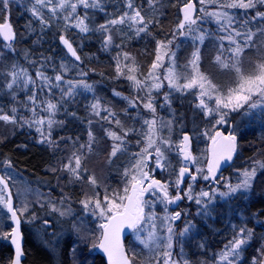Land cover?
<instances>
[{
	"label": "snow or ice",
	"instance_id": "6c2138e0",
	"mask_svg": "<svg viewBox=\"0 0 264 264\" xmlns=\"http://www.w3.org/2000/svg\"><path fill=\"white\" fill-rule=\"evenodd\" d=\"M199 2L203 5L205 0H199ZM52 3L53 0H34L30 9L32 15L39 20L41 32L50 26L51 21L46 19L42 14V11L39 9L48 8ZM157 3H159V0H150V5L154 6ZM9 4L10 0H0V6H2L3 11L9 10ZM78 5L83 6L85 9L83 17L79 15L74 17L66 15L63 19L65 21L73 20L74 26L82 34H88L90 32L101 33L103 36L104 50H108L110 46H113L114 39L112 29L118 25H123L127 22L130 28L135 29L134 35L139 37L141 33L150 35L149 25L159 23V21L154 18H146L145 15H142L141 10L134 6L133 0H126L125 8L127 10L123 11L122 14L107 20L105 23L100 24L95 28H91L89 24L86 23V20L89 18L87 10L94 9L104 12L105 3H103L102 0H77L76 3H70V0H59L58 4L50 8V11L52 14H55L57 8L61 10L70 8L71 13H76ZM220 8L255 10L254 15H250L247 19L239 21V27L233 26L237 21L227 11H214L206 14L207 16L215 18L216 22L220 24L221 28L227 33V35L220 37L219 39L221 41L227 40L229 42L231 47L228 51L231 55L228 59H225L223 57V51H219L215 56V61L220 67L235 71L238 77L237 86L235 88H228L226 93H222L216 84H213L206 75L200 72L199 62L201 57L200 49L198 47L192 52L189 61L192 75L190 77H184V83L179 82L180 76L175 72L176 53L172 51L173 42L176 39L177 33L179 36L191 37L194 44H203L207 38L205 32L201 31L199 27H194L197 25L198 21L203 20L202 16L194 15L196 12L194 0H186L183 4L181 9L183 18L177 24V29L176 32L173 33L172 39H168L167 41H157L156 57L145 80L141 81L137 79L135 75H129L127 77L133 82L134 87L137 89H146L143 98L138 96L136 99H129V105L134 108L142 105L144 109L149 110V112L153 114L151 120H144L143 122L148 128V132L143 134L146 145L139 153L135 154L136 163L132 166V169H126L124 171L123 175L129 179L128 184L123 189V195L115 191L109 195L107 189H105L103 200L99 198V193H96L95 196H86L85 199L79 201L85 211L91 212L93 216L99 217L104 221L99 224L100 236L98 237V247L107 253L110 264H133L136 254L132 253L130 257L125 252L120 240L121 233L125 228L136 233L137 240H139V242L145 247H149L152 242L157 240L155 221L158 217L156 213L151 210L157 202L163 204L165 212L167 213L169 205L176 204L184 198H187L189 201L195 200V203L198 206L197 215L207 217L210 216L213 211L212 206L217 198V194L222 200H230L232 198L243 199L252 189L256 181L257 167H259V169L262 170V174H264V162L254 161L250 168H246L243 171L238 170L239 179L235 184H233L230 179H225L222 175L217 178V173L220 172L222 165L231 162L237 150V137L231 132L225 136L221 131H215V134L210 137L213 145L211 159L208 161L206 168L197 166L195 171L190 167L191 165H196L198 163L197 157L194 156L191 151L192 137L190 135L187 133L183 134L182 138L175 145L170 140L158 138L157 136L158 119L156 118V108L154 106V97L152 93L154 90L163 88L165 80L167 81L170 91L164 93V101L165 105L168 106L172 112L173 120L167 122L159 121V127L167 128L169 132H171L173 121L176 119L175 109L171 108L172 99L170 97L172 92L180 93L181 95L191 92L192 95L198 98V103L195 107L199 109L205 117H212L215 119L216 125L227 123L228 121L226 117L229 113L238 112L240 109H243L245 105L248 106L249 112L257 107L264 106L261 103L251 102L253 96H258L260 101L264 102V53H262L259 61L252 63V70L249 74L245 75L241 68L243 63L242 56L245 49L255 46L254 37L257 35L264 37V26L257 27L255 31L250 27L252 22H258V24L264 25V11L260 10L261 8H264V0H227L226 3L220 5ZM201 12H203V9H201ZM69 26L73 25H65L66 28ZM25 28L29 33L36 31V29L32 27L31 21H29ZM240 29H243V31ZM0 36H2L7 42L5 46L12 52H15L12 44L15 42L16 33L9 23H0ZM125 38L130 39V37ZM59 40L66 47L67 52L70 53L76 61L81 60L76 48L73 47V44L64 35H60ZM34 43H40V38L38 37ZM116 47H119V45H116ZM223 48L224 45L221 42L220 49L223 50ZM28 55V51H25V58H27ZM165 57L170 61V66L162 80L159 76L155 75V70L161 67ZM122 59L123 61L131 59L134 62V58L130 57V54L127 52L122 54ZM50 61L51 57L42 56L40 68L37 69L35 73V79L29 74L27 69L18 68L16 65H13V70L8 74L11 77L10 82L6 85L9 90H13L14 98V85H22L24 89L29 90L31 95L27 96V102L28 104H31L30 110L32 113L36 115V107L38 104H46L45 110L48 113V118L45 119L44 117H40L39 119H25L20 117L17 119V109L13 107L11 109L12 115L7 113L0 114V121L21 128L25 125L28 127L35 125L36 131L39 133V140L37 142L39 144L48 145L49 147L58 148V142L52 139V129L54 124L63 126L64 122L56 121L52 119V117L56 114L61 105L72 102L77 94V89L94 92V88L93 85L87 83L85 79L65 81L62 73L67 72L69 68L63 62L60 63L61 72H57L54 76L46 75L41 69H43ZM33 63L36 62L33 61ZM124 69H127L129 72L135 71V68L129 67L128 64H124L122 67L121 53H117V75H122ZM79 75L85 77L87 76V73L81 71L79 72ZM61 83L66 84L67 88H62ZM29 85L32 87L29 88ZM54 89L60 90L61 96L59 101L54 103L50 99H38V90L40 92L46 90L48 94L52 95ZM115 95L119 96L120 93H115ZM125 99L128 98L125 97ZM94 100L95 102L89 105L92 114L100 116L101 111L103 110L107 112V115L101 117V119L114 122L117 126L122 127L121 121L117 118L115 112L110 108L102 109L100 100L95 97ZM210 104L212 106H210ZM25 106L27 107L28 105L25 104ZM0 111H2V109H0ZM247 114L248 112L244 113V115ZM66 115L76 119L79 118L75 112H67V110ZM180 119H183V114H181ZM88 124V143L80 145V148H87L90 152L95 137L91 131L92 121L89 120ZM181 128H183L182 123ZM129 132H135V129H124L123 136L114 131H108L106 133L114 141L110 152V158L115 157L118 152H123L125 150L124 145ZM203 134L208 135V132L205 131ZM6 138L7 137H0V143H3ZM60 139L63 140L64 138L61 137ZM67 139L71 140L72 138L68 137ZM137 143H139V141H137ZM18 147L26 148L27 145H19ZM173 148H175L179 154L183 166L179 167L175 181L161 182L160 180L155 179L151 173H154L157 169L166 171L170 167V161L165 155V151H171ZM162 149H164V151H162ZM83 158L84 157L81 154L73 152L67 163H63L59 169L53 167L50 171L53 173L57 171L67 172L70 177V183L72 181H82L84 178L83 173L88 171L86 167H82ZM153 158L155 167L151 170H146L148 169L149 161L153 160ZM3 163L6 169L12 170L13 166L11 159L6 158ZM186 174L191 182L188 184L182 195L180 186L183 184ZM198 177L202 178L204 181L211 180L217 185V187L212 188L210 191L201 190L194 197L192 194L193 185ZM11 179V176L6 178L5 176L0 175V206H2L9 214V218L14 222V226L11 228L10 232L0 233V237L10 240L11 244L14 245V255L9 261V264H22V257H24L25 253L21 243L22 234L20 231V225L21 217L29 212V203L25 200L21 201V207L17 208L13 206L11 190L8 188ZM222 180L224 181L225 188L223 191L218 187ZM88 183L93 187L97 186L96 177L90 175L88 177ZM170 184L176 191L175 195H171L169 192ZM29 191L30 189H26L24 194L27 195ZM5 192L7 193V198L3 194ZM146 195H150L152 199H145ZM67 200H69L68 197H62L59 203L64 204ZM48 203L51 209L58 212L61 217L70 216L72 214L70 209L61 211L55 202L48 201ZM146 208L150 209L147 213L145 212ZM184 215H186V212ZM181 218V211H175L159 218L165 224L167 229V250L163 252V256L165 257L163 264H179V262L172 259L171 249L173 248V238L176 237L177 241H182L183 238L189 236L196 228V224L191 220H188L185 222V227L177 234L174 231L173 225ZM36 219H38V217L35 213H31L28 222L35 221ZM146 222L150 224L151 230L147 232L146 236H141L140 234L144 231L143 225ZM41 227L46 230L52 227V225L48 219H44L42 220ZM232 227L234 235L228 244L225 245L224 250L219 254V261L217 264H239L242 253L253 239V229L246 226L239 227L238 229L235 225H232ZM72 230L78 235L81 233V229L75 224L72 225ZM52 235L56 236V233L52 232ZM81 239L87 242L89 236L83 235L81 236ZM200 246L203 247V244ZM92 247L95 248L97 245L93 243ZM70 250L73 255L74 264H81L76 258V247L73 246ZM181 251H183L182 246ZM157 264H159L158 261ZM183 264H188V261H183ZM254 264H264V250L260 251L258 258H254Z\"/></svg>",
	"mask_w": 264,
	"mask_h": 264
},
{
	"label": "rangeland",
	"instance_id": "374dc122",
	"mask_svg": "<svg viewBox=\"0 0 264 264\" xmlns=\"http://www.w3.org/2000/svg\"><path fill=\"white\" fill-rule=\"evenodd\" d=\"M58 2L59 0H53V3L49 5L48 8H43L39 10L42 11V14L44 15L45 18L47 17L49 18V16L51 15L55 16L54 14L51 13L50 8L54 7L56 4H58ZM76 2L77 0H70V3H76ZM184 2L185 0L181 2V5ZM195 2L199 6V11H198L199 13L197 16H202L203 20L198 21L197 25L194 27H199L201 31L205 32L207 38L205 39L203 44H199V43L194 44L191 37L178 36V35L176 36V38L179 37L181 38V40L177 41L176 43L177 46L174 43L172 46V51L176 53L175 72L177 73L178 76H180L179 82L184 83L185 82L184 77H190L192 75V69L189 66V61L191 59L192 52L198 47L201 53V49L203 48L204 53L208 54L209 52L211 54V57H208V56L201 57L200 56L201 57L200 62H199L200 72H202L206 76L208 74L207 77L212 81V83L216 84L222 93H226L228 88H235L237 86L235 84H237L238 77L234 70L224 69L216 63L215 56L218 53L216 52V50L214 52L213 49L210 48V46L214 44L209 39H212V40L217 39L220 43L222 42L224 46L228 47V49L231 47V45L229 44L227 40L221 41L219 39L220 37L227 35V33L221 28L220 24L216 22L215 18L207 16L206 14L214 12V11H227L228 12L229 9L220 8V5L226 3L227 1L226 0H205V3L203 5L199 2V0H195ZM33 3H34V0H10L9 10L7 11V14H10L13 9L16 10L19 7L20 8L25 7L29 9L30 11ZM201 9H203V12H201ZM58 11H61L64 15H71L72 17L76 15L83 17L84 14L83 15L79 14V11L85 12V9L83 8V6L78 5L76 13H71L70 8H66L64 10L57 8V12ZM87 11H88L89 18L88 20H86V23H88L89 26L93 28L92 22H93L95 12L97 10L88 9ZM155 12L156 11L153 9L152 11H148V14L154 15ZM179 19H180V15H179ZM67 22L68 24H71L74 26L73 20H70ZM177 24L178 22L175 23L174 27L177 26ZM259 26H264V25H260L258 24V22L253 26L250 25L253 31H255V29ZM172 27L173 26L170 25V28ZM240 30L243 31V29H240ZM173 32H176V28L173 29ZM0 41H2L1 37H0ZM254 41H255V46L249 49H245L243 56H242L243 63L241 65V68H242V71H244L245 75L251 72L252 63L259 61L261 59L262 53H264V39H262L259 35H257L256 37H254ZM185 46H192V48L190 50H185ZM152 48L154 49H152L153 51L150 49V52L153 53V57L148 62L142 63V61L139 59H136L134 62L133 61L130 62L129 60H128L129 62L125 61V64H128L129 67L135 68L134 72H129L127 69H124L125 71L123 72L125 76L124 78L126 79V82L128 84V88H129V89L127 88L128 92L124 89L112 88L111 93L114 97V100L117 102L124 101L126 103L124 107L127 109V112L129 110V113H128L129 120L127 121L129 122L128 125L124 126L121 124L122 125L121 127V126H117L116 124H114V126H112L113 122L104 120V122H107V123L104 125V129H101V127L103 126L102 125L103 120L101 119V117L106 116L107 112L102 110L100 116H95L94 114L91 113V109H89V112L86 118L88 119V121L89 120L92 121L91 131L93 132L94 137L96 138H95V141L93 142L92 150L90 152L87 150V148H83L84 152L81 154L84 157L82 159V167H86L88 171L86 173H83V177H84L83 180L77 182L79 186H77L78 189L76 193H74L73 191V193L71 194V188L74 187L75 181H72L71 183L69 182L70 177L67 172L57 171L53 173L52 171H50V169L53 167L59 169L63 163H67L68 159L72 156L73 152H77V154H80L79 151L74 150L75 147H78V145H76L75 147L72 146V148H70L69 145H64L61 148L62 150H59V152H62L61 156L57 154L56 157L55 156L52 157L53 165L49 167V170H47L49 174L47 176L49 177V179L52 178L53 180L56 181L58 187H57V190L55 191L49 189V180L43 182L41 185L39 184L37 185L36 182H30L28 180L29 178H27V176L23 172L15 169L14 167H12V170L6 169L3 163L6 157L5 156L0 157L1 172L6 178L8 176L12 177V179L9 182L15 194L16 207L17 208L21 207V201L26 200L29 203V212L25 213L22 216L23 222L26 228L30 231L29 233L33 237H35L38 241H40V243H42L47 249L51 247V250L53 251L55 256L58 255V250H59L57 242L60 241V238L62 236H65V237L71 236V240L73 244L72 247L73 246L76 247V258L80 262L83 257L87 256L88 258H90L88 260V262L90 263L92 254L98 251V248H99L98 247V244H99L98 237L100 236L99 224L103 223L104 221L99 217L93 216L91 212L85 211L83 209V206L79 203V201H81L82 199H85L86 196H95L96 193H99V198L103 200L105 189H107L109 195H111V193L114 191L119 192L121 195L124 194L123 189L128 184V179H129L123 175L124 171L126 169H132V166L136 163L135 154L139 153L141 149L145 147L146 145V141L144 139L143 134H146L148 132V128L147 126L144 125L143 123L144 120H151L153 118V114L149 112V110L144 109L142 105L136 108L131 107L129 105V102H128L129 99H136L138 96L143 98L146 89H137L136 87H134L133 82L129 80L127 77L129 75H135L137 79L141 81L145 80V78L148 76L149 71L151 70V65L156 57L157 42H156V45L153 46ZM226 53H227V48H226ZM132 58H135V57L133 56ZM225 59H228V57L227 58L225 57ZM169 66H170V61L168 60L167 57H165L161 67L155 70V75L159 76L163 80L165 74L167 73ZM8 67L10 69L9 65ZM73 67L75 66L73 64H70V66H68L69 70L65 73L68 74L69 71L73 69ZM9 73L10 72L8 71V74ZM93 74L94 76L97 75L95 71L93 72ZM90 78H92L90 74H88L85 77H80V79H85L87 83L93 85L94 92H89L84 89H77V93L81 94V96H85V98H88V99L81 100L82 105L85 107H89L91 103L95 102L94 97L99 100L102 98L101 94L99 93V89H98L99 87H98L97 80L95 78L94 79H90ZM10 79H11L10 76L8 77V79L5 77V74L1 70V67H0V86L3 87V89L7 88L6 85L8 82H10ZM64 80L69 81L71 79H67L64 77ZM71 81H76V79L71 80ZM1 87H0V90H1ZM18 87H19V90L17 91L19 93L20 92L23 93V95H21L20 98L23 101L24 100L27 101V96L31 95V92L27 89H24L22 85H18ZM31 87L32 86L29 85V88ZM61 87L66 89L67 85L64 83H61ZM55 91L60 92L59 89H54V92ZM169 91L170 89L168 88L167 81L165 80L164 87L159 90H154L152 93L154 97V101H153L154 106L156 108V118L158 119L157 136L158 138L168 139L175 145L182 138V133L187 128H190L191 130H193V132H191L192 137H193V140H192L193 141V152L195 156L197 157V161H198L196 165H192L191 168L193 171H195V168L197 166L201 168L207 167V163L210 160L209 158V143L211 141L210 137L215 134V131L219 130L220 128L228 127L229 123L233 121V123L235 124L234 132L238 139L237 133H240V131L242 132L245 127L240 126L238 128L235 122V119H238L240 117L239 119H243L244 121L246 119L245 122H250L253 118L255 117L259 118L260 116L264 115V106L257 107L256 109H252L249 112L248 106L245 105V107L243 109H240L238 112H230L229 115L226 117L228 122L225 124L216 125L215 119H213L212 117H205L202 113H201V118L203 119L202 121L204 123L202 124L196 123L197 121L194 118L197 116L199 112H201L199 109L195 107V105L198 103V98L192 95L191 92L185 93L183 95H181L180 93L172 92L171 97H170L172 99L171 108L175 109L176 119L173 121L171 132H169L167 128L159 127V121L167 122L169 120H173L172 112L170 111L169 107L165 105V101H164V93L169 92ZM115 93H120V95L117 96L115 95ZM125 97H127L128 99H125ZM51 98L52 96L48 94L47 91L45 90V99L51 100ZM59 100L60 98H58L57 101ZM251 102H257V103H261L262 105H264V102L260 101L258 96H253V100ZM24 103L28 105L26 108L30 110L31 104H28V102H24ZM100 103H101V100H100ZM80 105H81V102H80ZM181 105L183 109H179ZM210 106L212 105L210 104ZM105 107H106L105 105L104 107L102 106V109ZM107 107L110 108L112 111L114 110L111 104H107ZM45 109H46V105L43 106L42 104H38L36 107V115H34L32 111L30 110L27 116L30 115L31 117L29 116L30 118L26 117L25 119H39L40 117H44L45 119H47L48 113ZM73 111H68V112H73ZM120 112L118 113L122 114ZM245 112H248V114L244 115ZM56 114L52 117V119L55 120ZM181 114H183L182 120L180 119ZM125 120H126V117L122 115L121 123L124 122ZM88 121L86 124L87 136H88V131H89ZM181 123L183 124V128H181ZM4 125L6 124L3 121H0V137H7L6 139H8L16 131L15 129L8 126L9 124H7L6 126ZM24 127L29 128L27 125H25ZM32 127L36 131V126L33 125ZM79 128H80L79 125H77L76 123H70L68 126V129H70L73 132H78ZM131 128H134L135 132L128 133L126 137V143L124 145L125 150L123 152H118V153H123L122 156L126 155V153L128 155L126 159L123 160L124 164L122 165V168H121V175L111 176L109 174V168L111 167L110 165L112 164L113 157L110 158V152H111L114 141L106 133L108 131H114L123 136V130L131 129ZM54 130L57 131L56 139H55L56 141H60L61 137L64 138L63 140H67L68 137L64 135V132H60L64 130L62 126L54 124L53 129H52V135L54 133ZM205 131L208 132V135L203 134ZM100 141L103 142V144H100ZM137 141H139V143H137ZM158 142H159V139H158ZM237 146H238V152H239V150H241L239 147V143ZM162 151H164V149H162ZM165 155L170 161V167L166 171H161L157 169L154 173H152V175H155V176L159 175L164 180V182L175 181L177 178V172H178L179 167L183 166L181 162V158L175 148H173L171 151H165ZM240 162H242V160ZM252 165L253 164L251 163L249 166L247 165V167L235 166L229 170L224 171L221 175L225 179H230L231 182L235 184L239 179L238 170L243 171L246 168H250ZM154 167H155V164H154V158H153V160H151V163H150V170ZM258 173H259V170H258ZM90 175H94L96 177L97 186L93 187L92 185L88 183V177ZM263 176L264 174H260L259 183H261V185H264L262 184L263 179H264ZM190 182L191 181L188 178L182 189V195H183L184 190L187 188ZM209 183H210V180L204 181L202 178L198 177L197 181L193 185V193H192L193 196L195 197L196 194H198L201 190L210 191L212 188L217 187L216 184L211 183L209 185ZM218 187L220 188L221 191L225 190L223 180L221 181ZM253 188H254V185L252 189ZM26 189H30L27 195L24 194ZM252 189L249 192H251ZM169 192L171 195L176 194V191L171 184L169 185ZM249 192L247 193V195L249 194ZM3 194L5 195V193ZM65 196L68 197L69 200H67L64 204H60L59 203L60 199ZM246 196L244 197L245 202H247ZM145 199L150 200L152 199V197L150 195H147ZM230 200H227V199L222 200L217 194V198L212 206L213 211L211 215L207 217H202V216L197 215L198 206L195 203V200L189 201L187 198H184L181 205H179V207L176 209L171 208V206L169 205L167 209V213L165 212L163 204L157 202L154 205V208L151 209L152 211L156 213L158 217V219L155 221V224H156L155 231H156L157 240L152 242L149 247H145L143 244L139 242V240H137L136 233L133 232L127 243L128 252L130 254V257L132 253L136 254L135 259L133 260V264H157V261L159 262V264H163V261L165 258L163 256V252L167 250L166 248L167 229H166L165 224L162 222V220L159 219L160 217H163L166 214H170L175 211H181L182 218L180 220H177L175 224L173 225L174 231L177 234L185 227L186 221L191 220L192 222L195 223V221L192 219L193 216H197L198 218H200V220L204 224L208 225L210 229H215V221L218 218L216 213L218 209L220 208V205H223V203H225L226 209L227 211H229L230 206L228 205H230ZM48 201L55 202L57 207L61 211H66L70 209L72 214L70 216L61 217L58 212H55L51 209ZM149 210L150 209L146 208L145 212L147 213ZM185 212H186V215H184ZM31 213H35L38 219L32 222H28ZM6 214H7L6 210L2 206H0V220L2 221V224H3V227L1 226L0 228V233L7 232V229H8V226L6 224L9 221V214H7V216ZM188 216H191V218H189ZM44 219H48L52 227L46 230L42 228L41 223H42V220ZM73 224H75L77 227L81 229L80 235H78L75 231L72 230ZM195 224H196V228L193 230V232L189 236H186L185 238H183L182 241H177L176 237L173 238V248L171 249L172 259L179 262V264H183V261L185 260L188 261V264H217V262L219 261V254L221 253V251L224 250L225 247L222 249H219L217 252H214L213 250H211L209 253L210 255L208 256L207 259H204L203 257H201L197 260L198 261L197 263H195L193 260L189 258L187 250H186V246L190 243H193V239H195L198 236L201 230L199 225L197 223ZM237 224L239 227H244L242 223L241 224L237 223ZM235 226L237 227V225ZM143 228H144V231L140 235L146 236L147 232L151 230V226L149 223L146 222L143 225ZM232 231H234L233 227H232ZM52 232H55L56 236H53ZM83 235L89 236V239L87 240V242L81 239V236ZM261 238H262V241L264 242V231L261 232ZM2 240H4V238L1 239L0 244L3 242ZM93 243H95L97 247L95 248L92 247ZM201 244H203V247H204L205 243L200 242L198 244V248H203L200 246ZM59 246H60V243H59ZM181 246H182L183 251H181ZM247 247L248 245L246 246V248ZM246 248H245V251L241 255L239 264L241 263V261L243 260L245 256ZM84 252L86 253L85 256H83ZM71 257L73 261L72 252H71ZM73 264H74V261H73Z\"/></svg>",
	"mask_w": 264,
	"mask_h": 264
},
{
	"label": "trees",
	"instance_id": "16d2710c",
	"mask_svg": "<svg viewBox=\"0 0 264 264\" xmlns=\"http://www.w3.org/2000/svg\"><path fill=\"white\" fill-rule=\"evenodd\" d=\"M182 1L183 0H159V3L153 6L150 5V0H133L134 6L138 7L141 10V13L146 16V18H154L158 20L159 23L149 25V31L151 33L150 35L141 33L139 37L134 35L135 29L130 28L129 24L127 23L114 27L112 29L114 44L113 46H110L108 50H104L103 36L101 33L90 32L88 34H82L74 26H69L66 28L65 25L68 24V22L63 19V17L66 15H64L61 11L56 12L54 14L55 16L51 15L49 18H46L51 21L50 26L41 32L39 20L32 15L29 9L25 7H19L16 10L13 9L10 14H7V11H3L2 6H0V22L10 20L12 24H14L17 36H19L17 37L16 43L12 44L15 52H12L7 47H4L6 43L0 41L1 70L8 79V71L11 72L13 70L12 66L16 65L18 68L27 69L29 74L35 79V73L37 69L40 68L42 56H48L51 57V61L47 63L43 69H41L48 76H54L57 72H61V62L67 66H70V64L75 66L69 71L68 74L65 72L62 73L67 79L79 80L81 77L79 72L83 71L86 72L87 75L90 74V76H93V72L96 71V79L99 87L98 89L102 96V106L111 104L114 109L113 112L117 114V118L120 121L122 119V115L126 117V120L121 123L122 125L126 126L129 123L127 122L129 120V110L128 112L125 111L127 109L124 107L126 103L124 101H115L111 92L112 88L124 89L128 92V84L124 78V74L119 76L116 75L117 72L116 74H111L108 73L107 69L109 66H111L113 69L115 68L116 71L117 53H121V60H123L122 54L127 52L131 57H135L134 61L139 59L142 61V63L148 62L153 57V53L150 52V49H154L152 47L156 45L157 40L167 41L168 39H172V35L174 33L173 29H177V26L174 27V25L176 22H179V7ZM102 2L105 3V11L101 12L97 10L95 12L92 22L93 28L98 27L100 24L105 23L109 19L119 16L123 13V11L127 10L125 8L126 0H102ZM153 9L156 11L155 14L149 15L148 11H152ZM260 10L264 11V8H261ZM228 13L232 15L237 21V23H235L233 26L239 27V21L242 19H247L250 15H254L255 10L229 9ZM79 14L83 15L84 11H79ZM29 21H31L32 27L36 29L35 32L29 33L26 30L25 26L29 23ZM256 23L257 22H252L250 25L253 26ZM170 25L173 27L170 28ZM60 35L67 36L73 42L81 55L80 61H76L69 56L59 40ZM177 35L179 36L178 33ZM38 37L40 38V43H34ZM125 37H130V39H126ZM261 38L264 39V37ZM180 40L181 38L177 37L173 43L177 46L176 43ZM209 40H211L214 44L210 46L214 52L215 50L217 53L219 51H223L224 58L230 57L228 47L224 46L223 50H221L220 42L217 39ZM116 45H119V47H116ZM191 48L192 46H185V50H190ZM25 51H28L29 53L27 58H25ZM92 54L97 56L98 62L96 63L101 67L91 66L88 64V57ZM200 56L211 57V54L209 52L208 54L204 53L202 48ZM33 61L36 63H33ZM129 61L131 62L133 60L130 59ZM124 64L125 61H122V67ZM8 65L10 66V69ZM107 77L111 79H108ZM17 90H19L18 85H14V98L13 90H9L8 88L3 89V87H1L0 109H2V111H0V114L7 113L12 115L11 109L15 107L17 109V119L20 117H29L30 115H27L29 114L30 110L26 108V103H24L27 101H23L20 98L23 93H19ZM37 96L38 99L45 100V90L43 92L38 90ZM51 96V100H53L55 103L57 102L58 98H60L61 93L55 91ZM81 98L82 97L80 94L77 93L72 102L65 103L60 106V109L57 111L55 117L56 121L64 122L62 126L64 130L60 132L66 133L70 130L68 129L70 123H76L79 125L82 120V116L84 114L87 116L89 110L87 107L82 105ZM42 105L45 106L46 104ZM66 110L67 112L74 110L73 112H75L79 118L76 119L66 115ZM118 112L122 114H119ZM196 118L197 122L201 124L204 123L202 121L203 119L201 118V112L197 114ZM239 118L235 119L238 128L240 126L245 127L242 132L240 131V133H237L238 143L241 150H239L237 153L233 165L226 170H229L235 166L247 167V165L249 166L251 163L253 164L254 161H261V159L263 160L262 162H264V115L260 116L259 118L255 117L250 122H245L246 119L244 121L243 119ZM102 123L105 125L107 122H104L103 120ZM112 124L115 123L113 122ZM8 126L15 129L16 132L8 139L4 140L3 143H0V157L5 156L6 158L11 159L13 167L23 172L31 180L38 178L39 176L49 175L47 170H49V167L53 165L52 157H56L57 154L61 156L62 152H59V150H62L61 148L64 145H69L70 148H72V146L75 147L78 145V147H75L74 150L79 151L80 154L84 152L83 149L80 148L82 142L79 139V136L76 135V132L71 134L69 133L70 135L68 136L65 134L66 137H71L72 139L57 141L59 145L58 148H53L49 147L48 145L39 144L37 142L39 140V134L33 129V127L21 128L14 127L11 124ZM188 130L193 132V130L190 128ZM56 134L57 131L54 130L52 135L53 140L56 139ZM19 145H27V147H18ZM122 154L123 153H118L115 157H113L112 164L110 165L111 167L116 166L115 169H117V171L114 176L121 175V168L124 164L123 160L128 156L127 153L124 156H122ZM241 160L242 162H240ZM260 174H262V170L257 167V178L254 183V188L246 196L247 202L244 201L245 198H232L230 200V205H228L230 206L229 211H227L225 203L220 205V208L216 213L218 218L215 221V229H210V227L204 224L197 216L192 217L195 223L199 225L201 230L198 236L193 239V243H190L186 246L188 256L191 260L197 263V260L201 257L207 259L211 250L217 252L219 249L224 248L234 235V231H232L231 226L235 224L237 225L238 229L239 226L237 223H242L243 226L254 230V236L246 248L245 256L240 264H254V258H258L260 251L264 250V242L261 238V232L264 231V185L259 183ZM262 184H264V179ZM254 215L261 217L260 219H257ZM188 217L191 218V216ZM6 225L8 226L7 232H10L12 228L10 218ZM1 226L3 227V224L0 220V228ZM29 232L30 231L25 226V264H73V261L70 259L68 253L69 246L65 248V250H61L59 257H56ZM1 239L2 237H0V241ZM4 240H2L3 242L0 244V264H9V261L13 256V252L9 240ZM65 240L68 242V244L72 243L71 236H67ZM254 240L257 242L256 245H253ZM200 242L205 243L203 248H198V244ZM89 264H106V262L104 257L96 251L92 254Z\"/></svg>",
	"mask_w": 264,
	"mask_h": 264
},
{
	"label": "bare ground",
	"instance_id": "6f19581e",
	"mask_svg": "<svg viewBox=\"0 0 264 264\" xmlns=\"http://www.w3.org/2000/svg\"><path fill=\"white\" fill-rule=\"evenodd\" d=\"M97 56H95V54H92V55H89V57H88V64L89 65H91V66H96V67H101L100 65H98L96 62H98L97 61ZM108 73H111V74H116V71H115V68L113 69L111 66H109L108 67ZM96 72V71H95ZM97 73V72H96ZM96 79V75L94 76V74H93V76H92V78L91 79ZM108 79H111V78H109V77H107ZM97 80V79H96ZM180 109H183L182 108V105L180 106ZM87 116L84 114L83 116H82V120H81V122L79 123V129H78V132H76V135H78L79 136V139L81 140V142H82V144H87V139H88V136H87V133H86V124H87V121H88V119L86 118ZM195 120H197V118L195 117L194 118ZM196 123H199V122H196ZM103 125V124H102ZM112 126H114V124H112ZM101 129H104V125L101 127ZM71 133H74L73 131H71V130H69V131H67L66 133H64V135L66 134L67 136L68 135H70ZM80 137H82V138H80ZM96 138V137H95ZM98 138V137H97ZM100 144H103V142H101L100 141ZM263 160L261 159V162H262ZM116 168V166H114V167H111V168H109V174L111 175V176H114V174H116V171H117V169H115ZM28 178V177H27ZM30 182H36L37 183V185L39 184V185H41L43 182H45V181H47V180H49V189L50 190H53V191H55V190H57V183H56V181L55 180H53L52 178H50L49 179V177L48 176H39L38 178H35V179H33V180H31V179H28ZM77 182H79V181H75L74 182V187L73 188H71V194L73 193V191H74V193H76L77 192V186H79L78 185V183ZM83 187V186H82ZM55 193V192H54ZM257 219H260V217L261 216H257V215H254ZM67 237V236H66ZM66 237L65 236H62L61 238H60V241H58L57 242V244H58V248H59V250H58V255L56 256V257H59V255L61 254V250H65V248H67L68 246V248H69V250H68V253H69V257H70V259L72 260V257H71V247H72V243L71 244H68V242L65 240L66 239ZM64 238V239H63ZM59 243H60V246H59ZM257 244V242H256V240H254V242H253V245H256ZM56 245V244H55ZM49 250L53 253V251L51 250V247L49 248ZM54 254V253H53ZM86 255V253L84 252V254H83V256H85ZM90 258H88L87 256H85V257H83L82 258V260H81V264H89V262H88V260H89Z\"/></svg>",
	"mask_w": 264,
	"mask_h": 264
},
{
	"label": "water",
	"instance_id": "95a60500",
	"mask_svg": "<svg viewBox=\"0 0 264 264\" xmlns=\"http://www.w3.org/2000/svg\"><path fill=\"white\" fill-rule=\"evenodd\" d=\"M194 2H195V1H194ZM182 7H183V4L180 6V17H181L180 20L183 18V13H182V11H181ZM195 7H196V12L194 13V15L196 16L197 11H198V6H197L196 3H195ZM0 23H9V24L12 26L13 30H14L13 25H12L9 21L0 22ZM14 31H15V30H14ZM65 37H66V36H65ZM1 38H2L3 41H5V40L3 39L2 36H1ZM66 38H67V37H66ZM67 39L71 42V40H70L69 38H67ZM15 41H16V39H15ZM5 42H6V41H5ZM60 42H61V41H60ZM71 43H72V42H71ZM61 44H62V42H61ZM72 44H73V43H72ZM62 45H63V44H62ZM63 46H64V45H63ZM73 47L76 48V47L74 46V44H73ZM64 48L66 49L65 46H64ZM76 50H77V49H76ZM66 51H67V49H66ZM67 53H68V52H67ZM77 53H78V55H80L78 51H77ZM68 54H69V56H71L70 53H68ZM80 57H81V56H80ZM71 58H73V59L75 60L74 57L71 56ZM232 129H233V126H231V128H230V130L228 131L227 134H225L223 130H219V131H221L225 136H227L230 132L232 133ZM185 133H187L188 135H190L188 132H185ZM185 133H184V134H185ZM212 147H213V145H212V142H211V143H210V148H209L210 159H211V155H212ZM191 151H192V143H191ZM192 153H193V151H192ZM193 155H194V154H193ZM235 156H236V153H235L234 156H233V160H234ZM233 160H232L231 162H229V163L223 164L222 167H221V170H222L223 168H227V167H229V166L232 164ZM190 167H192V165H191ZM221 170H220V172H221ZM220 172L217 173V176L219 175ZM0 175L4 176V175L1 173V171H0ZM187 177H188V176H187V174H186V176H185V178H184V182H183V184H181L180 189L183 188V186H184V184H185V181H186ZM156 179H158V180H160V181L162 182V180H161L160 178H156ZM8 188L11 190V198H12L13 206L16 207V199H15V195H14V193H13V190H12V188H11L10 183L8 184ZM5 194H6V196H7V193H6V192H5ZM179 202H180V201H178L176 204L171 205L172 208H174V209L177 208V205L179 204ZM10 221H11V224H12V227H13V226H14V222H13L11 219H10ZM20 231H21V234H22V240H21L22 248H23V251H24V253H25L24 257H22V264H25V259H26V251H25L26 238H25V233H24V224H23V219H22V217H21ZM131 234H132V231L129 230V229H127V228H125L124 231L121 233V237H120L121 244L123 245L124 250H125V252H126L128 255H129V253H128V250H127V245H126V243H127L128 238L131 236ZM9 242H10V240H9ZM10 245H11L12 252H13V255H14V245H12L11 242H10ZM98 251H99L100 254L105 258V262H106V264H110V261H109V258H108L107 253H106L103 249H101V248H98ZM12 257H13V256H12Z\"/></svg>",
	"mask_w": 264,
	"mask_h": 264
},
{
	"label": "flooded vegetation",
	"instance_id": "af4514ba",
	"mask_svg": "<svg viewBox=\"0 0 264 264\" xmlns=\"http://www.w3.org/2000/svg\"><path fill=\"white\" fill-rule=\"evenodd\" d=\"M225 131H226V129H224ZM182 203V202H181ZM181 203H180V205H181Z\"/></svg>",
	"mask_w": 264,
	"mask_h": 264
}]
</instances>
